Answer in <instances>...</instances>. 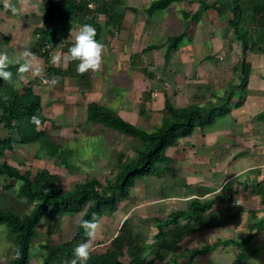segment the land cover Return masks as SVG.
<instances>
[{
  "label": "trees",
  "instance_id": "16d2710c",
  "mask_svg": "<svg viewBox=\"0 0 264 264\" xmlns=\"http://www.w3.org/2000/svg\"><path fill=\"white\" fill-rule=\"evenodd\" d=\"M176 1L179 0H151L145 9L150 14ZM122 4H124L123 0H43V5H40L43 14L42 25L34 28L33 34L38 39L37 54L43 57L47 64L46 71L63 76L87 77L86 73L83 75L76 73V62L69 63L65 69L51 65L49 52L55 48L59 35L67 28L72 16L76 17L80 27L85 23L91 24L96 29L97 41L103 29L97 20V14L105 15V27L110 26L116 31L119 30L122 27L123 15L116 12V7ZM125 8L136 10L134 6L126 5ZM209 9H214L220 17L232 13L228 24L233 28L242 47L243 58L236 70L239 72L238 75L240 74L237 86L243 93L250 67L244 59L246 51L253 50L255 40L264 42V0H213L211 2L198 0V8L194 12L182 11L186 29L167 37L165 59L187 35L190 24L197 21L200 15ZM248 30L250 35L255 33V39L253 38L250 43L247 38ZM8 42V37L0 33V45H6ZM72 44V42L68 43L63 51L67 52ZM155 47L152 44L146 46L143 51ZM134 58L131 59V66L139 68L133 63ZM19 64L15 63L8 67V70L13 73L12 82H5L3 78H0V124H3L7 130V137L0 139V176L7 181H18L17 196L25 199L32 206L24 213L14 209H0V225L7 228L15 243V253L10 264L28 263L31 239L44 215L54 217L84 210L81 217L91 220L103 210H108L109 213L116 210L119 201L130 195L136 177L154 173L155 165L166 160L165 151L168 147L175 145L178 139L191 135L197 127L205 128L216 117L227 113L234 93L233 87L225 91L226 96L220 104L190 103L179 107L174 106L165 96L163 114L152 130L123 119L106 105L96 101L88 102L86 106L88 121L112 128L140 141L139 146L135 148L136 158L125 161L124 154H118L117 172L112 180L106 179V186L97 179L90 178L76 183L71 189H63L60 186L59 174L52 173L46 168L37 170L33 175L29 170L22 172L17 166L8 163L5 157L6 151L13 150L15 142L27 144L40 141L49 144V137L45 130L37 127L44 125L46 121L40 113L42 106L39 95L35 94L30 87L24 88L23 94L14 87L21 76L17 75ZM241 100L242 98L240 102ZM33 116L39 119V123L32 121ZM5 187H11L10 183L5 184ZM250 195H258L260 204L264 206V184L250 185L242 196ZM243 212V207L238 205L214 204L211 199L192 198L188 201L186 209L173 211L163 218L151 219L159 236L157 243L153 246L146 242L147 236L139 230L141 227L138 223L126 218L118 227L116 235L110 240L105 251L92 252L87 264H152L154 261L164 262V264L174 263L180 257V254L174 250L187 236L224 225L237 227L242 221ZM248 213L251 222L244 238L218 239L212 245L197 248L194 253H204L218 245L243 247L250 244L253 236L264 228V215L258 217L254 210H249ZM146 221L150 222L149 219ZM83 235L84 230L77 226L73 238L54 244H51L47 238L44 243L46 255L41 264H67V261L72 258L75 240L81 239ZM253 251L250 250L245 255L248 256ZM148 252L153 253V258H146ZM245 255L236 257L231 264H241ZM124 256H127L128 260H124Z\"/></svg>",
  "mask_w": 264,
  "mask_h": 264
},
{
  "label": "rangeland",
  "instance_id": "374dc122",
  "mask_svg": "<svg viewBox=\"0 0 264 264\" xmlns=\"http://www.w3.org/2000/svg\"><path fill=\"white\" fill-rule=\"evenodd\" d=\"M124 1L128 2L130 6L137 7L139 14L144 13L145 16L144 21H142L143 18L134 19L135 17H131L134 21H130L131 24L128 21L130 24H128V29L122 32V34H125V38L129 36L130 40L133 41V43L128 42L127 45L130 46V51H133L132 58L135 57L133 62L138 60L137 58L141 60V63L137 65L139 68H135L141 72L139 75L141 79L143 78V83L139 79V86L135 85L137 88L129 95L133 98V105L127 107L129 111L126 114L127 118L140 127L152 130L159 123L163 114L165 96H169V100L173 105L189 104L191 102L202 105L209 102L220 104L226 96L225 91L232 89L234 83L237 82L236 75H238V71L236 68L243 58L240 40L228 24V19L232 18V13L220 17L214 9L204 11L203 13H206L205 18L198 25L192 22L194 23L193 30L189 31L190 33L193 31V38L194 41L197 40L196 43H191L192 46H190V43H186L188 41L186 35L177 47L172 49L170 56L165 59L167 37L180 33L183 28L186 29L187 25H185L182 11L194 12L198 8V0L172 2L168 7L154 14L155 17L153 16L152 19L155 20H152V23L146 20L147 13L143 10L151 0ZM248 33L249 30L247 31V38L250 43L253 38L255 39V33L253 35ZM63 36V34H60L59 38ZM36 38L34 36V39ZM255 41L253 50L259 49V45L264 43L258 40ZM189 42H191V39ZM62 43L61 47L65 48L67 42ZM151 44L156 47L143 51L146 46ZM103 45L105 46L104 43ZM55 56H60V51L57 50L50 57L51 65H53L52 59ZM9 60L11 64L17 63V60L14 62L11 59ZM38 60L45 69L43 59L40 57ZM120 66V70L118 74L114 75L113 80L119 78L124 81L115 87L114 93L105 96L99 94L94 96L100 101L98 103H102L116 112L120 96L126 94L123 87L125 88L128 85L127 77L130 86L132 80L124 72L122 64ZM91 73L94 75L92 76ZM101 73L89 71L86 73L88 75L84 80L67 75L66 78L59 79V84L51 89L43 84L40 79H33L30 73L21 75L14 87L21 94L25 92L24 88L30 86L35 88L32 90L33 92L34 90L38 92L42 106L40 113L46 118V121L44 125H38L37 127L45 130L49 137V144L40 141L27 144L15 142L13 150L5 153L8 163L17 166L22 172L29 170L32 175L37 170L46 168L52 173L59 174L60 186L63 189H71L76 183L84 182L90 178H95L103 186H106V179L112 180L117 172L118 154L123 153L125 161L136 158L135 148L139 146L140 141L112 128L90 122L87 119L86 106L95 94L92 92L93 89L91 91L88 82L90 77L97 78L99 76L101 78ZM44 74L49 78L56 76V74H51L46 70ZM156 85L157 90L164 89V92L158 91L159 93L154 96V100H151L153 95L151 92L154 91L152 87H156ZM191 88L193 91L187 92ZM94 91H98V89L94 88ZM78 93L83 96L78 95ZM141 111L142 113H140ZM0 131H2L1 128ZM0 136V138L4 137L1 134ZM16 138L18 139V136ZM157 165L158 163L155 168ZM152 175L153 173L150 174V177ZM148 176L136 177L134 183L145 180ZM8 183L11 187L6 188L5 184ZM18 186V181H7L0 176V209H14L19 213H24L31 208L32 205L29 202L17 196ZM126 200L128 201L129 198L123 199L117 214H121L123 203ZM129 201L131 202V199ZM83 212L84 210L54 217L44 215L37 224L36 233L31 239L27 264H41L46 255L44 243L47 238H49L51 244L73 238L77 230V221L83 215ZM94 218L99 223L100 228L96 233L93 252L100 253L109 246V238L117 232L118 228L116 219L110 215L108 210H103L101 214L96 215ZM146 219L151 222L145 221ZM151 219L152 217H146L145 219L140 217L138 219L136 216L134 219L131 216V220L139 222L141 227L139 230H142L143 234L146 232V242L153 246L157 243L159 236ZM198 236L194 235V238H198ZM209 236L208 234H202L201 238H198L199 240L190 243V245L188 244L185 248H183L184 245L178 246L174 252L181 253L180 257H186L180 260L179 257L176 263L169 264H200V257H196L197 254L190 252L189 249L212 245L213 238ZM240 237L241 234L238 233L236 238ZM84 239L86 237L83 235L81 239L75 240V246ZM184 251L187 252L184 253ZM232 252H228L229 256ZM14 253L15 243L12 235L4 225H0V263L10 264ZM203 254L210 258L208 257L209 251ZM146 258H153V253L148 252ZM123 259L128 260V257L124 256ZM207 262L213 264L212 259H207ZM152 264H164V262L154 261Z\"/></svg>",
  "mask_w": 264,
  "mask_h": 264
},
{
  "label": "crops",
  "instance_id": "0c3cea01",
  "mask_svg": "<svg viewBox=\"0 0 264 264\" xmlns=\"http://www.w3.org/2000/svg\"><path fill=\"white\" fill-rule=\"evenodd\" d=\"M11 2L18 9L16 14L4 7L5 0H0V33L8 37L9 40L8 44L0 45V52L6 51L8 58L12 62L17 60V63H24L25 58L22 53L25 50L35 53L39 59L41 56L37 54L39 52L38 43L36 42L38 39H34L33 30L42 25L43 14L40 6L38 8L32 7V4H36L37 0H31L30 3H25L24 0H11ZM126 5L130 6L128 2L124 1V4L116 7V12L123 15L122 27L117 30L118 32L110 26L105 27V15L102 13L97 14V20L103 26L98 41L104 43L105 48L101 68L95 72L102 73L100 74L101 78L99 76L97 78L90 77L88 84H90L91 91L93 89L92 92L95 93L91 101L100 102L94 96L113 94L115 87L124 81L119 78L113 80L114 75L118 74L120 70V64H122L124 72L132 80L130 86L127 77L128 85L125 88L123 87L126 94L120 96L117 113L123 119L131 122L126 116L129 112L127 107L133 105V98L129 95L139 86V79L143 83V78L141 79V76H139L141 72L131 66L133 51H130V46L127 43H133V41L130 40L129 36L125 38V34H122V32L128 29L134 19L139 17L143 18L142 21H144L145 16L144 13L139 14L137 7L134 6L136 10L133 11L125 8ZM143 10L146 12V9ZM158 11L162 10H155L150 14L146 12V20L152 23V20H155L152 17ZM205 14L202 13L200 18L194 22L195 25L202 22ZM131 17L135 18L132 19ZM128 21H131L130 24ZM194 23H191L187 29L188 41L186 43H190V46H192L191 43L197 41H194L193 31L189 32L193 30ZM79 28L76 17L72 16L67 28L61 33L64 36L59 38L55 48L49 52V63L50 57L57 50L60 51V56L66 53L61 47L62 42H67V44L73 42ZM184 30L183 28L182 31ZM190 39L191 42H189ZM259 47L260 49L248 51L244 56L245 61L250 65L249 75L243 93L240 92L239 86H237L240 74L236 75L237 82L233 86L234 93L229 104V111L216 117L209 126L205 128L197 127L191 135L178 139L175 145L166 149V160L158 163L159 166H156V171L151 177L149 175L145 180H139L138 183L133 182L130 195L127 197L129 200L131 199V202L126 200L123 203L121 214H117L123 199H127L123 198L117 204L116 210L110 213L116 219L117 228L124 219H131V216L134 219L135 216L138 219L140 217L142 219L146 217H152V219L155 217L163 218L173 211L184 210L187 208L188 201L192 198L211 199L214 204L230 203L243 207L242 221L237 227L224 225L191 234L178 244V246L184 245L183 248H185L188 244L190 245V243L199 240L202 234L212 236L213 242L218 239L229 238L240 240L246 236L247 233L245 234V232H248V225L251 222L249 210L256 211L258 217L264 215V206L260 204L258 195L242 196L247 192L250 185L255 183L264 184V43ZM41 58L44 61V58ZM137 59L133 62L136 64L135 66L141 63V60ZM9 65H12L10 60ZM46 65L45 63V70ZM53 66L65 69L68 64L66 67L54 64ZM56 76L59 79L66 78V76L60 74H56ZM72 77L78 78L76 76ZM84 79L86 77L82 78V80ZM94 88L98 91H94ZM152 89L154 91L151 92L153 94L151 100H154V96L159 93L158 91L164 92V89L161 88V90H157V85L156 87L153 86ZM190 90L193 91L191 88L187 92ZM35 93L38 94V92ZM78 95L83 96L81 93H78ZM184 105L187 104H174L177 107ZM119 110L120 112H118ZM0 128L2 130L0 134L4 136L2 138L7 137V130L3 127V124H0ZM136 223L139 225V222ZM238 233L241 234L240 238H236ZM194 235H199V239L194 238ZM189 250L193 253L196 249ZM250 250L254 251L246 256V252ZM229 251H233V257L232 254L229 256ZM243 254L245 257L241 264H264V228L256 233L250 244L246 246L230 245L224 247L218 245L209 251V256H207L210 258H207L203 253L197 254L196 257H200V264H208L207 259H212L213 264H231L236 257ZM185 257H180L179 260Z\"/></svg>",
  "mask_w": 264,
  "mask_h": 264
},
{
  "label": "clouds",
  "instance_id": "9594fccd",
  "mask_svg": "<svg viewBox=\"0 0 264 264\" xmlns=\"http://www.w3.org/2000/svg\"><path fill=\"white\" fill-rule=\"evenodd\" d=\"M25 3H30L31 0H24ZM43 5V0H37L36 4H32L33 8H38ZM4 7L16 14L18 9L11 2L5 0ZM96 29L88 23L81 25L74 37L73 44L67 49L66 53L61 56H55L52 63L57 66H65L69 63L76 62L75 71L78 75H83L86 72L99 71L102 64L104 45L96 40ZM25 58L24 63H20L17 68V75L30 73L33 79H40L49 89L56 87L59 84V77L45 76V69L42 63L37 59L35 53L25 50L22 53ZM9 58L7 52H0V78L5 82H12L13 73L8 70ZM32 121L39 123V119L33 116ZM221 191V189H220ZM77 226L84 230V239L77 244L72 251V258L67 261V264H87L91 253L94 251V242L96 233L100 228L99 223L95 218L89 220L81 217L77 221Z\"/></svg>",
  "mask_w": 264,
  "mask_h": 264
},
{
  "label": "built area",
  "instance_id": "2783aa9c",
  "mask_svg": "<svg viewBox=\"0 0 264 264\" xmlns=\"http://www.w3.org/2000/svg\"><path fill=\"white\" fill-rule=\"evenodd\" d=\"M47 46V45H46Z\"/></svg>",
  "mask_w": 264,
  "mask_h": 264
}]
</instances>
